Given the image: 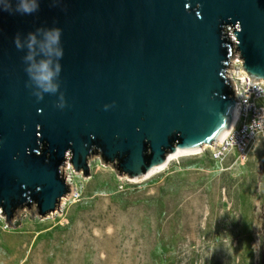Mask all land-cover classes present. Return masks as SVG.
<instances>
[{
  "label": "water",
  "instance_id": "1",
  "mask_svg": "<svg viewBox=\"0 0 264 264\" xmlns=\"http://www.w3.org/2000/svg\"><path fill=\"white\" fill-rule=\"evenodd\" d=\"M233 53L264 83V0H0L5 227L56 216L63 172L89 178L93 157L140 180L216 147L238 109Z\"/></svg>",
  "mask_w": 264,
  "mask_h": 264
},
{
  "label": "rangeland",
  "instance_id": "2",
  "mask_svg": "<svg viewBox=\"0 0 264 264\" xmlns=\"http://www.w3.org/2000/svg\"><path fill=\"white\" fill-rule=\"evenodd\" d=\"M90 163L63 172L56 216L0 210V264H264V136L243 164L192 154L140 180Z\"/></svg>",
  "mask_w": 264,
  "mask_h": 264
},
{
  "label": "built area",
  "instance_id": "3",
  "mask_svg": "<svg viewBox=\"0 0 264 264\" xmlns=\"http://www.w3.org/2000/svg\"><path fill=\"white\" fill-rule=\"evenodd\" d=\"M229 38L236 37L230 32ZM231 61L235 63L228 72V81L238 102L237 115L234 122L217 146H204L195 155L208 154L214 161L223 162L233 159L235 163L248 161L251 146L264 136V83L253 85L251 79L242 68V60L233 53Z\"/></svg>",
  "mask_w": 264,
  "mask_h": 264
},
{
  "label": "bare ground",
  "instance_id": "4",
  "mask_svg": "<svg viewBox=\"0 0 264 264\" xmlns=\"http://www.w3.org/2000/svg\"><path fill=\"white\" fill-rule=\"evenodd\" d=\"M236 115H237V112H236V114H235V117H236ZM234 119H235V118H234ZM233 122H234V121H233ZM232 124H233V123H232ZM230 127H231V126H230ZM229 129H230V128H229ZM203 147H204V146H203ZM203 147H202V148H203ZM202 148H201V149H202ZM192 154H197V151H193V152H189V153H183V154H173V155H169L166 164H165L164 166H162L161 168H159L158 170L152 172V173L149 174L148 176H150V175H152V174L158 172L159 170L163 169V168L166 167L171 161H173V160H175V159H177V158H179V157H181V156H188V155H192ZM65 171H70V172H72V169H70V170H65ZM148 176H146V177H148ZM146 177H145V178H146ZM131 181H132V180H131Z\"/></svg>",
  "mask_w": 264,
  "mask_h": 264
},
{
  "label": "clouds",
  "instance_id": "5",
  "mask_svg": "<svg viewBox=\"0 0 264 264\" xmlns=\"http://www.w3.org/2000/svg\"><path fill=\"white\" fill-rule=\"evenodd\" d=\"M42 67H43V69L45 71H44V73L42 75H40L39 77H37L38 81L41 82V84H43L44 82L49 81L50 80V77H51V73H49V72L46 71L47 70V65H43ZM49 87H50V85L48 87H45V90L46 91L49 90Z\"/></svg>",
  "mask_w": 264,
  "mask_h": 264
}]
</instances>
